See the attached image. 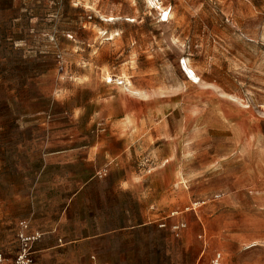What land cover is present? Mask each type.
<instances>
[{"label":"rangeland","instance_id":"1","mask_svg":"<svg viewBox=\"0 0 264 264\" xmlns=\"http://www.w3.org/2000/svg\"><path fill=\"white\" fill-rule=\"evenodd\" d=\"M116 124L170 179L151 264H264V0H0V218L40 144Z\"/></svg>","mask_w":264,"mask_h":264},{"label":"crops","instance_id":"2","mask_svg":"<svg viewBox=\"0 0 264 264\" xmlns=\"http://www.w3.org/2000/svg\"><path fill=\"white\" fill-rule=\"evenodd\" d=\"M126 130L116 124L86 136L67 131L58 136L63 140L58 146L40 144L30 190L18 196L29 200V209L0 218V254L6 261H15L22 231L37 236L32 264H151L156 231L169 259L170 179L156 187L150 169L140 173ZM22 171L25 175V164Z\"/></svg>","mask_w":264,"mask_h":264},{"label":"built area","instance_id":"3","mask_svg":"<svg viewBox=\"0 0 264 264\" xmlns=\"http://www.w3.org/2000/svg\"><path fill=\"white\" fill-rule=\"evenodd\" d=\"M22 225L24 228H27L26 223H24ZM176 227L179 228V225ZM18 237L20 240V251H19L15 261L14 262H8V261H6L3 254H0V264H32V262H33V259H32V243H33V241H35L37 236H29L24 231H22L19 233ZM93 264H103V263L98 262V261H94ZM209 264H227V263L224 261V258L222 257V255L218 254Z\"/></svg>","mask_w":264,"mask_h":264},{"label":"bare ground","instance_id":"4","mask_svg":"<svg viewBox=\"0 0 264 264\" xmlns=\"http://www.w3.org/2000/svg\"><path fill=\"white\" fill-rule=\"evenodd\" d=\"M150 1L153 2V0H150ZM114 19H115V18L111 17L109 20H114ZM184 68L187 69L186 63H184ZM109 78H110V77H109ZM110 80H112V79H110Z\"/></svg>","mask_w":264,"mask_h":264}]
</instances>
